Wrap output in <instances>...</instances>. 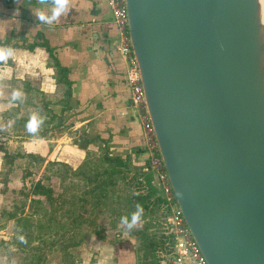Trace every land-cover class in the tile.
<instances>
[{"label":"water","instance_id":"95a60500","mask_svg":"<svg viewBox=\"0 0 264 264\" xmlns=\"http://www.w3.org/2000/svg\"><path fill=\"white\" fill-rule=\"evenodd\" d=\"M145 110L205 264H264L258 0H124Z\"/></svg>","mask_w":264,"mask_h":264},{"label":"crops","instance_id":"0c3cea01","mask_svg":"<svg viewBox=\"0 0 264 264\" xmlns=\"http://www.w3.org/2000/svg\"><path fill=\"white\" fill-rule=\"evenodd\" d=\"M51 8V0L47 5L0 0V48L13 49V55L0 62V202L20 188L30 174L26 170H35L31 165L40 170L49 161L72 166L67 153L71 138L84 148L93 142L102 145L77 138L80 129L89 139L106 140L112 156L128 155L134 166L147 160L138 110L129 104L127 63L117 52L118 34L106 0H70L68 10L51 25L33 14L42 10L50 15ZM51 59L66 72L67 98ZM14 90L23 93L15 101ZM33 113L44 123L29 134L25 125ZM4 152L19 156L3 166ZM93 264H135L134 254L122 240L101 247ZM183 264L197 263L186 257Z\"/></svg>","mask_w":264,"mask_h":264},{"label":"rangeland","instance_id":"374dc122","mask_svg":"<svg viewBox=\"0 0 264 264\" xmlns=\"http://www.w3.org/2000/svg\"><path fill=\"white\" fill-rule=\"evenodd\" d=\"M80 132L77 138L84 140L87 135L83 129ZM68 146L71 169L46 164L40 170L35 163L34 171L26 170L30 174L20 188L0 202V264H67L70 259L73 264H93L101 247L111 248L122 240L134 250L135 264L152 258L137 235L142 232L162 245L161 203L143 208L141 220L129 230L121 217L130 222L137 211L134 197L147 194V185H135L132 170L124 178L103 174L111 167L103 155L111 153L99 143L84 148L71 138ZM149 174V184L158 195ZM36 181L51 188V197L33 191ZM157 251L158 247L154 258L160 259Z\"/></svg>","mask_w":264,"mask_h":264},{"label":"built area","instance_id":"2783aa9c","mask_svg":"<svg viewBox=\"0 0 264 264\" xmlns=\"http://www.w3.org/2000/svg\"><path fill=\"white\" fill-rule=\"evenodd\" d=\"M111 22L118 34L117 52L127 63L125 81L129 87V104L138 110L145 143L144 151L148 154L147 165L160 196L162 245L158 248L160 262L167 264H183L186 257L192 258L197 264H205L197 245L191 237L178 207L173 198L163 163L158 155L149 122L144 96L140 83L139 70L133 56L127 29V16L124 0H106Z\"/></svg>","mask_w":264,"mask_h":264},{"label":"trees","instance_id":"16d2710c","mask_svg":"<svg viewBox=\"0 0 264 264\" xmlns=\"http://www.w3.org/2000/svg\"><path fill=\"white\" fill-rule=\"evenodd\" d=\"M45 50L48 53V56L50 58H53L51 50L45 45ZM53 61V66L55 67L56 70V81L62 83L65 86L64 89V94L65 97L67 98L69 96V87H70V82L66 79V72L64 70H62L57 63L55 62L54 59H51ZM53 118L54 115H51ZM58 121H60V119L58 118ZM93 140H98L102 143V146L104 148L105 151H108L107 148V141L106 140H101L98 138H92L89 139L87 138V136L84 137V141L86 143H91L93 142ZM109 152V151H108ZM108 153H105L103 155V159L111 164V167L107 170L102 171L103 174H107L109 176H112L114 174H116L118 177L120 178H124L125 175L132 170L134 177H132L133 179H131L132 182L135 183V185H138V187H144L145 185H147V194H138L134 197L135 203H133V205H137V203L141 204L143 206V208H153V207H158V205L160 204V197L156 194V190L154 188L151 187V185L149 184V171H148V167H147V161H145L143 163V165L140 166H134L131 164L130 159L128 157V155H126L124 158H120V157H116V156H109L107 155ZM19 156L18 154H13V155H6V153L4 152L3 154V160H2V165L5 166L7 164H10L11 161L15 158ZM48 165H60L62 167H66L67 169H71V166L63 163V162H58V161H49L47 162ZM5 173H7V171H5ZM100 186V184H99ZM50 187H44L43 184L40 181H36L33 184V191L35 193L41 194V195H46V196H50ZM139 189V188H138ZM156 194V195H155ZM155 195V196H154ZM49 201V200H48ZM133 206H131L130 208H132ZM81 218V217H80ZM81 223V221H80ZM138 238L140 239V242L143 243V245H145V248H147V252L150 254V256L152 258H154V251L157 249V247H160V241L159 244L156 243V241H154L153 237H146L144 235V233H139V235H137ZM100 238H102V236H100ZM148 243H144V241H146ZM147 244V245H146ZM158 244V245H157ZM67 254V253H66ZM133 254H134V250H133ZM68 256V254H67ZM149 258L147 260L141 261L138 264H167V261L164 263L160 262V259H152ZM67 264H73L72 263V259H70V261L67 262Z\"/></svg>","mask_w":264,"mask_h":264},{"label":"clouds","instance_id":"9594fccd","mask_svg":"<svg viewBox=\"0 0 264 264\" xmlns=\"http://www.w3.org/2000/svg\"><path fill=\"white\" fill-rule=\"evenodd\" d=\"M19 2V0H17ZM42 5L49 4V0H38ZM70 0H51V14L48 15L42 10H36L33 12L37 20L42 23L51 25L54 22H58L59 17L68 10ZM13 55V49L11 48H0V62L7 61ZM23 96V93L19 90H14L12 92V100H18ZM44 123V118L38 116V114L33 113L29 120L27 121L25 128L29 134L37 133L41 125ZM137 211L132 213L131 220L129 222L128 217H121V223L127 225V228L131 230L140 220L143 215V206L139 203L136 205ZM21 242H25L24 237H20Z\"/></svg>","mask_w":264,"mask_h":264},{"label":"bare ground","instance_id":"6f19581e","mask_svg":"<svg viewBox=\"0 0 264 264\" xmlns=\"http://www.w3.org/2000/svg\"><path fill=\"white\" fill-rule=\"evenodd\" d=\"M259 7H260V15H261V21L264 26V0H258Z\"/></svg>","mask_w":264,"mask_h":264}]
</instances>
